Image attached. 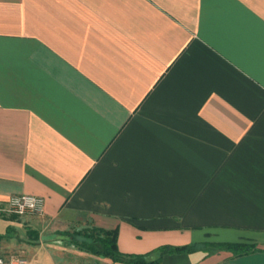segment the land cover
Listing matches in <instances>:
<instances>
[{
    "label": "crops",
    "instance_id": "0c3cea01",
    "mask_svg": "<svg viewBox=\"0 0 264 264\" xmlns=\"http://www.w3.org/2000/svg\"><path fill=\"white\" fill-rule=\"evenodd\" d=\"M22 193L43 212H7ZM85 227L264 264V0H0V255L129 264L67 242Z\"/></svg>",
    "mask_w": 264,
    "mask_h": 264
},
{
    "label": "trees",
    "instance_id": "16d2710c",
    "mask_svg": "<svg viewBox=\"0 0 264 264\" xmlns=\"http://www.w3.org/2000/svg\"><path fill=\"white\" fill-rule=\"evenodd\" d=\"M92 233H73L70 242L80 249L111 258L113 261L129 264H161L162 257L166 254L192 253L199 248L197 243L182 245L164 244L145 253H124L119 250L117 237L118 228L104 229L94 227ZM69 234V233H66ZM1 238V237H0ZM204 250L214 253L228 250L234 256H242L261 250L256 243L250 242H209L204 244Z\"/></svg>",
    "mask_w": 264,
    "mask_h": 264
},
{
    "label": "built area",
    "instance_id": "2783aa9c",
    "mask_svg": "<svg viewBox=\"0 0 264 264\" xmlns=\"http://www.w3.org/2000/svg\"><path fill=\"white\" fill-rule=\"evenodd\" d=\"M44 198L35 194H13L6 200V210L17 216L31 214L38 215L43 212ZM0 264H27V259L22 255H0Z\"/></svg>",
    "mask_w": 264,
    "mask_h": 264
},
{
    "label": "rangeland",
    "instance_id": "374dc122",
    "mask_svg": "<svg viewBox=\"0 0 264 264\" xmlns=\"http://www.w3.org/2000/svg\"><path fill=\"white\" fill-rule=\"evenodd\" d=\"M94 227H85V228H83L82 230H81V232L82 233H92V232H94V229H93ZM75 232H78V231H75ZM75 232H73V233H75ZM72 233V234H73ZM66 238H69V239H67V242H69V243H71L69 240H70V237H66ZM7 252H5V254H6ZM4 254V255H5ZM22 254V253H21ZM3 255V254H2ZM50 260V259H49Z\"/></svg>",
    "mask_w": 264,
    "mask_h": 264
},
{
    "label": "water",
    "instance_id": "95a60500",
    "mask_svg": "<svg viewBox=\"0 0 264 264\" xmlns=\"http://www.w3.org/2000/svg\"><path fill=\"white\" fill-rule=\"evenodd\" d=\"M52 238H55V237H52Z\"/></svg>",
    "mask_w": 264,
    "mask_h": 264
}]
</instances>
